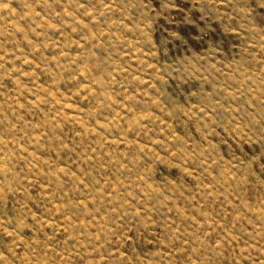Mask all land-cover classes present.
Segmentation results:
<instances>
[{
    "label": "rangeland",
    "instance_id": "1",
    "mask_svg": "<svg viewBox=\"0 0 264 264\" xmlns=\"http://www.w3.org/2000/svg\"><path fill=\"white\" fill-rule=\"evenodd\" d=\"M0 264H264V0H0Z\"/></svg>",
    "mask_w": 264,
    "mask_h": 264
}]
</instances>
